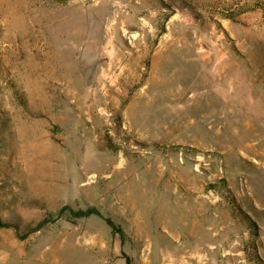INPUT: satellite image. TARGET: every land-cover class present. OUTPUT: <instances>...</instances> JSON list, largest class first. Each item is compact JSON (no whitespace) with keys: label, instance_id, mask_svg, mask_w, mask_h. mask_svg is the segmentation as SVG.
Returning <instances> with one entry per match:
<instances>
[{"label":"rangeland","instance_id":"1","mask_svg":"<svg viewBox=\"0 0 264 264\" xmlns=\"http://www.w3.org/2000/svg\"><path fill=\"white\" fill-rule=\"evenodd\" d=\"M0 221V264H264V0H0Z\"/></svg>","mask_w":264,"mask_h":264},{"label":"trees","instance_id":"2","mask_svg":"<svg viewBox=\"0 0 264 264\" xmlns=\"http://www.w3.org/2000/svg\"><path fill=\"white\" fill-rule=\"evenodd\" d=\"M69 216L72 219L75 220H80V219H88L91 217H97L102 219L106 225L111 228V230L118 234L120 236V240L123 243L125 240V233L124 231L121 229V227L119 225H117L112 219L110 218H106L103 217L101 212L95 208V207H91V208H87V209H78V210H73L72 208L65 206L63 207L59 212L57 217L60 218L62 216ZM53 221H51L48 218H44L43 220H41L35 227L31 228L28 231V234H33V233H37L40 230L44 229L45 227H47L49 224H51ZM10 226L2 223L0 221V229L1 228H9ZM126 264H129V262L127 261Z\"/></svg>","mask_w":264,"mask_h":264},{"label":"crops","instance_id":"3","mask_svg":"<svg viewBox=\"0 0 264 264\" xmlns=\"http://www.w3.org/2000/svg\"><path fill=\"white\" fill-rule=\"evenodd\" d=\"M137 8H139V7H137ZM166 10H164V9H162V12H165Z\"/></svg>","mask_w":264,"mask_h":264}]
</instances>
